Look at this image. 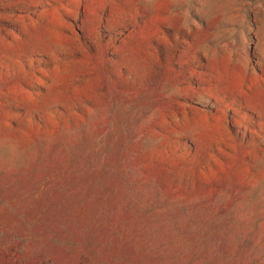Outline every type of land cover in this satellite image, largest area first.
I'll list each match as a JSON object with an SVG mask.
<instances>
[{
  "label": "rangeland",
  "instance_id": "1",
  "mask_svg": "<svg viewBox=\"0 0 264 264\" xmlns=\"http://www.w3.org/2000/svg\"><path fill=\"white\" fill-rule=\"evenodd\" d=\"M0 264H264V0H0Z\"/></svg>",
  "mask_w": 264,
  "mask_h": 264
}]
</instances>
